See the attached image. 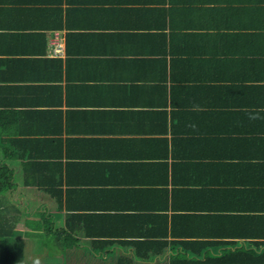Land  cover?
I'll return each mask as SVG.
<instances>
[{"label": "crops", "instance_id": "1", "mask_svg": "<svg viewBox=\"0 0 264 264\" xmlns=\"http://www.w3.org/2000/svg\"><path fill=\"white\" fill-rule=\"evenodd\" d=\"M0 168V264H264V0H0Z\"/></svg>", "mask_w": 264, "mask_h": 264}, {"label": "trees", "instance_id": "2", "mask_svg": "<svg viewBox=\"0 0 264 264\" xmlns=\"http://www.w3.org/2000/svg\"><path fill=\"white\" fill-rule=\"evenodd\" d=\"M6 171L9 172L7 168H0V178L2 179V181L0 180V191H3L10 186V184L8 183L9 181L7 179L9 177V174L6 173Z\"/></svg>", "mask_w": 264, "mask_h": 264}, {"label": "built area", "instance_id": "3", "mask_svg": "<svg viewBox=\"0 0 264 264\" xmlns=\"http://www.w3.org/2000/svg\"><path fill=\"white\" fill-rule=\"evenodd\" d=\"M58 37H56V40H55V48H54L55 53H61L62 51V44Z\"/></svg>", "mask_w": 264, "mask_h": 264}]
</instances>
